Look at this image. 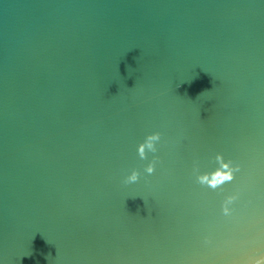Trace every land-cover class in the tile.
<instances>
[{"label":"water","instance_id":"95a60500","mask_svg":"<svg viewBox=\"0 0 264 264\" xmlns=\"http://www.w3.org/2000/svg\"><path fill=\"white\" fill-rule=\"evenodd\" d=\"M262 255L264 0H0V264Z\"/></svg>","mask_w":264,"mask_h":264},{"label":"clouds","instance_id":"9594fccd","mask_svg":"<svg viewBox=\"0 0 264 264\" xmlns=\"http://www.w3.org/2000/svg\"><path fill=\"white\" fill-rule=\"evenodd\" d=\"M139 152L141 156H143V145L140 146ZM224 167L227 168V165H224ZM147 171L151 173L152 167L149 166ZM130 179L134 181L136 179V174L134 173L133 176L130 177ZM202 179H207V177H204ZM231 179H232V175L230 171L221 172L218 170L216 173L213 174L212 178L208 181V183L210 184V186L215 187L216 185L223 183L224 181L231 180ZM250 264H264V255L251 261Z\"/></svg>","mask_w":264,"mask_h":264}]
</instances>
